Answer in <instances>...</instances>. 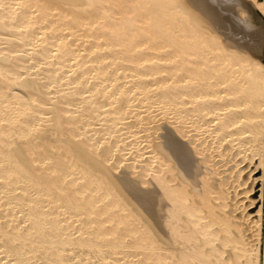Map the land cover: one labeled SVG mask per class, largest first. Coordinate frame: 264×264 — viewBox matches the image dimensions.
Segmentation results:
<instances>
[{"label":"bare ground","instance_id":"6f19581e","mask_svg":"<svg viewBox=\"0 0 264 264\" xmlns=\"http://www.w3.org/2000/svg\"><path fill=\"white\" fill-rule=\"evenodd\" d=\"M256 11L0 0V264H264Z\"/></svg>","mask_w":264,"mask_h":264},{"label":"rangeland","instance_id":"374dc122","mask_svg":"<svg viewBox=\"0 0 264 264\" xmlns=\"http://www.w3.org/2000/svg\"><path fill=\"white\" fill-rule=\"evenodd\" d=\"M239 1V0H238ZM241 5H238V7L236 6L237 9H240ZM235 8V9H236ZM236 9V10H237ZM257 15L261 16L263 18V30H264V17L260 14V12L256 11ZM247 30H254L256 29V27H250V28H246ZM262 60L264 61V47H263V54H262ZM220 160V164L223 163V161L221 159ZM258 160H253V162H251L249 165L247 161H245V165L247 167H245V171L252 169L254 171H252L253 173V177H255V181L253 182L252 186H253V191L249 192L247 195L248 197L246 199L243 200V205L248 204L249 202V198H253L254 200V205L253 207L249 208L250 212L255 213L257 209H259V207L261 206V215H262V238H261V250L262 252L264 251V164L263 167H255L256 163ZM254 168V169H253ZM261 176V177H260ZM248 185H250V180L247 182ZM247 187V185L243 186V188ZM260 187V188H259ZM241 188V187H239ZM239 190V189H238ZM241 190V189H240ZM239 190V191H240ZM239 197H242V195L240 194Z\"/></svg>","mask_w":264,"mask_h":264}]
</instances>
